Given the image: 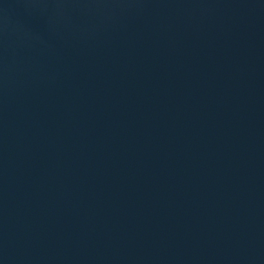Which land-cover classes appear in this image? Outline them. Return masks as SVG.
Returning a JSON list of instances; mask_svg holds the SVG:
<instances>
[{
    "label": "water",
    "instance_id": "1",
    "mask_svg": "<svg viewBox=\"0 0 264 264\" xmlns=\"http://www.w3.org/2000/svg\"><path fill=\"white\" fill-rule=\"evenodd\" d=\"M0 264H264V0H0Z\"/></svg>",
    "mask_w": 264,
    "mask_h": 264
}]
</instances>
